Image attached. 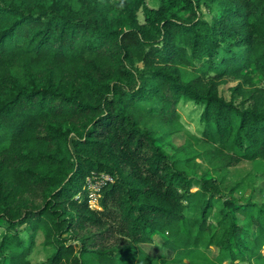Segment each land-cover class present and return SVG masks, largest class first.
Listing matches in <instances>:
<instances>
[{
	"label": "trees",
	"instance_id": "1",
	"mask_svg": "<svg viewBox=\"0 0 264 264\" xmlns=\"http://www.w3.org/2000/svg\"><path fill=\"white\" fill-rule=\"evenodd\" d=\"M147 1L0 0V264H264V201L227 180L264 161V0ZM182 101L201 150L169 140Z\"/></svg>",
	"mask_w": 264,
	"mask_h": 264
},
{
	"label": "rangeland",
	"instance_id": "2",
	"mask_svg": "<svg viewBox=\"0 0 264 264\" xmlns=\"http://www.w3.org/2000/svg\"><path fill=\"white\" fill-rule=\"evenodd\" d=\"M159 2L160 0H148L147 4L152 7H157ZM203 11L206 17L210 19L211 14L208 7H203ZM139 18L141 21H143L144 17L142 11L139 12ZM233 84L234 83L232 82L221 87V93L225 95L226 98H230L231 92L228 90V87L229 85ZM178 111L180 113L181 130L174 135H171L169 140L171 143L173 141L177 146L192 143L196 148L201 150L203 148V144L201 141H197V138L202 136V131L204 129L201 122L203 106L192 101H182L178 107ZM151 125L159 126L156 121L152 122ZM164 141L167 142L166 140ZM164 149H168L170 152H173L171 148ZM182 156L185 157L186 154L182 153ZM198 160L201 159L199 158ZM227 180L231 184L239 182L241 184L242 192H244L247 197L253 194V199L256 202L261 203L264 201V161L241 162L232 168ZM252 190L255 191V193H252ZM43 235L44 234L42 231H39V233L36 235L35 248L33 249V252L30 256L34 263L46 260V257L49 253L44 245ZM159 243L160 241H157L151 245H143V247L153 256H156L164 252V250L161 249ZM160 264H162L161 261Z\"/></svg>",
	"mask_w": 264,
	"mask_h": 264
},
{
	"label": "built area",
	"instance_id": "3",
	"mask_svg": "<svg viewBox=\"0 0 264 264\" xmlns=\"http://www.w3.org/2000/svg\"><path fill=\"white\" fill-rule=\"evenodd\" d=\"M114 181V177L107 173L93 172L86 178L84 190L87 191L88 202L92 209L101 208L100 197L102 196V189Z\"/></svg>",
	"mask_w": 264,
	"mask_h": 264
}]
</instances>
